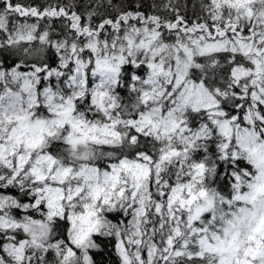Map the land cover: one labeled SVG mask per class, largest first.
<instances>
[{"label": "snow or ice", "instance_id": "1", "mask_svg": "<svg viewBox=\"0 0 264 264\" xmlns=\"http://www.w3.org/2000/svg\"><path fill=\"white\" fill-rule=\"evenodd\" d=\"M0 264H264V0H0Z\"/></svg>", "mask_w": 264, "mask_h": 264}]
</instances>
